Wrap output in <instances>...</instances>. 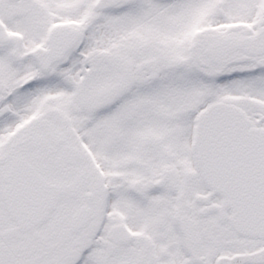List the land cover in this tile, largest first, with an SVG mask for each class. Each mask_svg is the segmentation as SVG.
Wrapping results in <instances>:
<instances>
[{"label": "snow or ice", "instance_id": "obj_1", "mask_svg": "<svg viewBox=\"0 0 264 264\" xmlns=\"http://www.w3.org/2000/svg\"><path fill=\"white\" fill-rule=\"evenodd\" d=\"M0 264H264V0H0Z\"/></svg>", "mask_w": 264, "mask_h": 264}]
</instances>
